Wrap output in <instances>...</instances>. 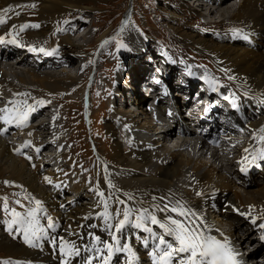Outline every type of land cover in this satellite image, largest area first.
I'll return each mask as SVG.
<instances>
[{
	"label": "bare ground",
	"instance_id": "6f19581e",
	"mask_svg": "<svg viewBox=\"0 0 264 264\" xmlns=\"http://www.w3.org/2000/svg\"><path fill=\"white\" fill-rule=\"evenodd\" d=\"M12 1H22V0H0V8L6 6L8 3ZM40 1H42L41 11L44 17L49 15L54 16L55 14H61L66 10V5L67 6L72 5L74 7L76 5L74 0H40ZM78 1L87 2L89 0H78ZM232 1L234 0H227L226 2L223 3L222 1L213 0V3L211 4L213 6V9H209L208 15L213 16L214 14H218L221 17H225L228 12L232 11V13L229 14L225 19H223V21L228 19L229 23H233V22L242 23L247 29L245 33H237L236 35H232V37L235 38L236 42L231 43L229 39H225V41L224 40L221 41L216 40V41L229 42V44L227 43L214 44L211 43L209 40H201L200 38L197 39V37L194 39L193 36H189L188 38L195 40L196 45H198L201 49H204V51L206 52L209 51L210 53L216 55L219 59L224 60V62L228 64L229 67L234 68L235 72L238 74L240 78H243L249 84H251L253 88L256 89L255 92L260 93L259 95L260 98L254 101L253 103V105L255 106L254 109L256 110L260 108L264 110V102H261V100L264 101V0H242L236 5L235 9L234 6H229V4ZM199 4H200V8L203 10L205 4L201 2H199ZM179 7L180 5L175 6V8H179ZM3 24H0V36H2L3 38H8L9 33H11L12 31L7 30L6 27H3L2 26ZM227 25L228 24H224V26ZM238 36H240L241 38L237 39ZM253 37H254V42L252 40ZM132 39L134 40V36L132 37ZM237 42H248L252 46L256 45V47L255 48L245 47V49H243L244 47L240 48L241 43H237ZM255 42H259V45ZM64 43L65 45L66 44L71 46L73 45V41L68 36L64 39ZM79 48L81 47H78V49ZM11 56L13 55L8 54L7 52L0 53L1 59H5V58L10 59ZM1 59H0V77H3L4 75L8 77V75L10 74L11 76L9 77L12 76L15 77L22 84L34 85L38 89L40 90L43 89L44 91L47 92H58L60 90H69V88L72 85L76 84V80L74 79V77L70 76V74L67 73L65 70H63V72L67 73V76H62L55 72H47L49 71L50 68H52L51 65L57 63L56 61L47 62V65H50V67H47L43 64H37L36 61L34 60H31L29 58H24V56H20V59L18 61L19 62L22 61V63L21 64L19 63L18 67L16 66L11 67L12 70L9 73L8 71L6 72L3 66L5 62L7 63L9 62ZM126 61L127 59H125L124 62L122 61L121 62L122 65H124ZM64 63L66 64V62ZM23 67H25V69ZM26 67L28 68L26 69ZM46 68H48V70L39 73L35 72V70L37 69L41 70ZM148 68L149 67L147 64V69L145 70H148ZM155 69H156L155 71L156 74L160 72H164L163 68H161L158 64L155 65ZM165 72L167 73L174 72L176 76L177 73H179L177 72L176 68L175 69L173 68L171 70L167 68ZM163 75H165V73H163ZM117 76L119 79H123L122 71L121 72L119 71ZM179 79L180 81H182L181 76L179 77ZM167 81H171V80L168 79ZM124 82L126 83L125 80ZM145 83L149 84L150 82L146 81ZM173 84L175 85L176 82L170 83L171 86ZM123 85L124 84L122 83V87L120 88L117 87L118 91L121 93V97L128 98L130 96V100H133L136 104H140V103L144 104L143 100H145V98H140L138 95L131 96L130 92L134 90V86H132V84L126 83V85L124 86ZM127 85L131 87L129 88L130 90L127 87H125ZM31 87L28 86L27 90L31 91L32 90ZM197 90L198 88H191L188 90V92L191 93ZM175 93H177V99H178L179 98L178 92L174 90V98L176 95ZM149 101L146 102L148 103ZM241 101L242 103L240 104V111L244 112L243 110L245 106L248 104V101L245 99H242ZM0 103L3 104L4 101H1ZM0 109H4V108H0ZM119 111L121 112V110ZM119 111H117L118 113L116 112V110L113 111L112 113L113 119L109 120V122L106 125L107 130H109V132H114V131L123 132L129 130L130 133H133V135H137V136H139L138 132L140 131L141 133H143L144 136L142 140L133 139L131 143L127 141V143L130 144V151L128 153L123 151V149L121 148L122 143L118 142V140H115L116 139L115 136H113L112 138L114 139L115 142L116 155H114L111 158V161L114 163L113 168L117 173L116 182L118 185L121 186V188H125V189L145 188L146 190H149L152 193L156 192V189L158 188H170L174 193H180L183 192L184 190L178 185L180 180L184 176V170H187L188 172L194 171V173L201 178V183L204 184L205 186L213 184L217 188L228 189L230 191L228 200L234 202L240 201L241 204L253 203V206L256 204H264V184L260 185L262 181L264 182V176H262V178L259 179L261 181L259 182L260 184L251 183L252 181L256 180V178H252L250 182L251 183L250 186L253 188L251 187L247 189L244 188L243 194H240V192L237 191H233L234 187L236 190L240 188L239 184L238 183L233 184V188H232V184H231L232 182H230L220 172L219 168L215 165L217 160L213 164H210L208 166L207 162H203L202 160L197 159L196 156L192 157L191 155H188L185 152L172 153L165 146L161 147L160 145L159 147L158 146L159 142H157L156 139H149L148 137H146V135L144 134V130L148 133H158V134H165L166 131L163 128L160 129L157 125L156 126L152 125L149 117L150 113L145 111L142 106L138 108V112L136 113L133 112L132 110H124L122 111L124 114L121 115L119 114ZM164 112L165 111L162 110V113ZM3 115L4 113L0 112V116ZM118 116H120V118H117ZM175 117L178 121H180V117L178 116V114H176ZM250 118L252 119V117ZM261 118L264 119V114H261ZM12 124L16 125L15 123ZM124 124H128V128H126ZM8 129L9 128H7V130ZM29 132H32V134ZM134 132L137 134H135ZM171 132L167 133L166 135H169ZM26 134H31L33 141L35 142L33 143V146L31 148H35L36 146H40V145L44 146L43 134L39 130L37 131L34 128L32 129L28 128L25 131L23 130L21 135H19L18 133L12 134L11 138L17 148L19 146L22 147L23 144L24 145L26 144L27 141ZM4 136H8V135H3V129H1L0 127V182L3 180L4 181L9 180V181H16V183L19 182L18 185H21L20 182L23 183L31 194L37 196V199L41 198V202L44 205H40V211H43L44 206L49 205V203H46L45 200L50 198L51 196L47 193L46 189L42 184L40 183L38 184V180H37L38 175L35 173V170L29 166V159L27 158L28 156L24 155V153L20 155L18 154V156H16L17 148H15L13 144H10L13 146L10 147L6 139H4ZM123 137L125 138L126 136L123 135ZM150 145H153V147L157 146L156 156L154 155L152 150H150L151 148H153ZM134 148L142 149L137 154V156L133 153ZM70 154H71V150L68 149L65 155L69 156ZM168 154L170 155L168 159L167 158L162 159L164 155H168ZM102 155H105V153ZM154 158H156V161L162 159V163L161 164L156 163ZM213 176L216 177L214 178ZM45 177H49L51 179L50 175ZM45 177H43L44 182L48 185H51V183H48L45 180ZM51 181L53 180L51 179ZM156 203H157L156 210L154 214L157 216V219L163 221L164 218L169 215L177 219H183L182 217H178L176 213H172L170 211L161 212L158 210L157 206L162 208L164 204H169V205L175 204L174 202L164 198L162 194L156 195ZM50 205L54 218L56 220H59L58 210L52 203ZM75 207H78L80 210H84V206L80 205V203L78 202H76ZM69 217L71 219V217H75V214L67 213L65 215L66 218L65 223L67 225L69 224V219H68ZM215 218H216V222L219 223L220 226L225 228L230 239L236 241L237 237H240L239 240L237 239V241L239 242V245L242 248L245 245L246 246H248L249 244L253 245L254 241L251 237V232L253 230L250 226L248 225L241 226V224L236 225L235 223H233L236 220V217L229 213H222L220 215H215ZM146 225L152 229V233L146 232L147 234L146 239L144 237H140V240L144 241V245L141 250L135 249V254L140 259L139 264H147V261L149 260V257L147 256L148 250L151 248H155L157 241L153 238V233H155L156 235L164 234L163 229H160L158 225H153L150 222L147 223ZM195 226L198 227L200 231L203 232L205 235H208L206 229L196 224ZM133 228L134 226L127 225L126 228H124L121 231V239H120L121 243H133V241L131 240V236L134 235V232L129 231L132 230ZM48 231L50 233H53L52 228H49ZM77 231H79V228H75V229L73 228L71 233L69 230H67L62 235V237L71 238V235L75 236ZM92 231L94 232L98 231L93 223H92ZM166 239H168L170 242H173L171 237L166 236ZM106 240L108 241L109 238H106ZM1 241H7V242L6 244H2ZM145 241H147V246L145 245ZM41 244H43V242L37 241L38 246L41 247ZM0 250L5 251L8 254L12 253L16 255L18 258H20L23 264H26L27 261H31L33 257L32 253H30L23 246L19 245L17 242L9 240L6 237V235L0 236ZM33 250L36 251V247H34ZM262 252L263 251H260L257 255L262 254ZM253 257L254 256L250 257V259L253 261L252 262L250 261L249 263L256 262V258ZM262 257L263 255L260 256V258ZM128 258H129V254L128 255H126L125 253L122 254L119 259V264H128ZM257 264H260V261Z\"/></svg>",
	"mask_w": 264,
	"mask_h": 264
},
{
	"label": "rangeland",
	"instance_id": "374dc122",
	"mask_svg": "<svg viewBox=\"0 0 264 264\" xmlns=\"http://www.w3.org/2000/svg\"><path fill=\"white\" fill-rule=\"evenodd\" d=\"M74 1L76 4L75 7L72 5H68V6L66 5V10L62 12L61 14H55L54 16L49 15L46 17L43 16V13L41 11L42 1L40 0H22V1H12L11 2V5L15 7L17 11L20 13L19 21H18V30L20 31L19 35L21 37H23L24 39H37L40 42H46L49 44H54L60 41V45H61L60 49L64 51V55L61 57L62 59L58 58L57 63L55 65L53 64V68H50L49 71L47 72H55L62 76H67V73H69L70 76L75 77L76 74H78L79 63L81 64L83 60L85 59V58L79 59L78 57L79 54L76 53V51L78 50V52H80L79 50L82 48H85L87 46L85 44H89V43L91 44V45H88L90 47V50H93L95 48L97 49L96 51L98 50L99 51L95 54L96 61L91 62V66L89 67V69L92 68V71L90 73L86 71L85 73L87 77L88 75L93 76L95 71L96 73L99 71H102V73L105 72L106 70L105 67H108L110 70L113 69V64H111L112 63L111 60L113 59V54L109 53L110 51L109 49L110 47H114L110 44V40L115 35L119 38L118 41L123 40L124 42H131L134 45L135 50L138 52L139 45L134 42L132 37L133 35L134 37L135 35L141 36V34L139 33V30L134 28V26L132 25L131 23L132 20L130 19V17L128 18V20L130 19L129 23L127 22L128 24H126V22H123L125 14L126 15L130 14L131 18L133 17L137 23L139 21L138 25L140 24L143 27H145L147 26L146 25L147 23L149 24V26L151 25L153 27L152 30H150L149 28L147 29L146 27L145 28H146L147 33L149 34V37H147L149 41L148 46H150L151 54H153L154 56L155 55L159 56L160 53L164 51V49L166 51L165 54L170 53L174 57H177L175 53H178V55H180L181 52L192 53L194 49L196 51L198 49V52L194 53L195 55L197 56L200 55L202 58L203 57L209 58L208 56L211 55L212 53H210L209 51L206 52L204 51V49H201L198 45H196L195 40L188 38L189 36H193L194 39L197 37V39L200 38L201 40H209L211 43H214V44H217V43L224 44L223 42H217L216 40L214 42V40H212V38H209V37L208 38L201 37L198 35L197 32L193 30V26H195L193 21L199 17H202L201 15H203V13H206V12L208 13L207 6H205L206 9L202 10L200 8V5L198 4L199 2H203L206 5V3L203 0H200V1L189 0L188 2H186L185 0H89L90 2L89 1L84 2V1H78V0H74ZM218 1H222L224 3L227 0H218ZM236 3H238V0L232 1L229 4V6H234V9H235L237 5ZM191 4H193L194 7H191L190 6ZM32 5H35V7H32ZM178 5H180L181 9L180 7L175 8V6H178ZM5 8H9V6L8 5L3 6L2 10ZM231 13L232 11L228 12L225 17H221L218 14H214L211 17V20L225 19ZM64 16H66L65 19H62ZM76 17L79 23H74L76 24L77 28L75 31L71 33L70 31L71 29H67V28H70L69 22H71ZM25 24L29 25V27L25 28L24 30H21L20 26L25 25ZM118 24L120 26L119 29L116 28L117 27L116 25ZM31 25H39V27H31ZM80 25L84 26V30L79 31L78 33V28L80 27ZM223 26L224 24L220 26L222 27V30H223ZM94 33L96 34L95 37H94ZM161 35L165 37V41L160 40L162 39L160 37ZM67 36L71 38V40L73 41L72 46L68 44L65 45L64 39ZM105 42H107V44H105ZM142 43H144V38H143ZM256 43L259 45V42H256ZM167 46H171V47L167 48ZM78 47H81V48L78 49ZM241 47L242 48L244 47L243 49H245L246 45H240V48ZM255 47L256 45L253 46V48ZM84 50L87 51L88 48ZM55 52L58 53V45L56 47ZM89 54L93 55L92 53H89ZM130 58H131V64L134 63L135 57L131 55ZM130 58L129 57L125 58L124 55L117 54L115 59H118L121 62L122 61L124 62L125 59H127L128 61ZM19 59H20V56L11 57L8 60L9 63L5 62L3 66L6 72L8 71L10 73L12 70L11 67H14V66L18 67L19 63L20 64L22 63V61L21 62L18 61ZM149 60H151V58L150 59L142 58L140 62L137 64V66L132 68V71L127 72V73L122 71L123 79H119L118 76L116 77V79L119 82H122L124 85H126V83L128 84L130 83L132 84V86H134V90L130 92L131 95L132 94L136 96L138 95L139 97L140 95L143 96L140 90V85H141L140 83L142 82L143 84L146 81L150 83L152 82L153 74L151 72L156 73L155 65L158 64L160 66V64L156 59L154 60V62L151 61L152 63H148ZM68 61H70L72 65L75 64V66H72V67L70 66L71 68L69 69L64 67V62L67 63ZM147 64L149 68L148 70H145L147 69ZM160 67L163 68L162 66ZM23 68L25 69V67ZM27 68L28 67H26V69ZM45 70H48V69H45ZM63 70H65L67 73H64ZM119 71L120 70H118V73ZM35 72L36 73L43 72V69L35 70ZM9 76L11 75L9 74L8 77ZM180 76L181 74L177 73L176 84L172 85L173 90L178 92V96H179L180 90L183 89L182 82L179 79ZM98 77L99 75L96 74V78ZM124 80L126 81V83L124 82ZM101 88L102 86H99V89L97 88V91L98 92L101 91ZM116 90H118V88ZM84 92H85L84 90L82 92L80 91L81 94L79 93L76 96V99L79 100L78 105L80 107L82 106L81 100H82V96ZM49 93H52V92H49ZM196 93L197 91H194V94ZM175 94H176L175 97L177 98V93ZM143 97L145 98L146 101H149L148 97H145V96ZM99 106L100 105L98 101L92 106V111H94V114H95L93 119L98 125H99L98 120L101 114V110H104L107 107V104L104 103L100 107ZM121 107L123 109L122 111L127 110L125 107V100ZM104 111H106V109ZM73 113L75 114L78 113V110L75 109ZM106 114L107 113L105 112V117L108 116L106 120H108L109 115H106ZM82 129L85 135H82V132H80V130L73 128L74 134L76 132L77 133L75 134V137L72 138L71 146L73 147V150H74V154H73L74 158L81 160L83 162L82 167H84L85 169L86 163L88 161L87 158L88 157L91 158V156H93V149H89L90 147V142H88L89 133L87 132L86 129H84V126H82ZM104 131L103 132L105 134H101V136H99L98 139H96L97 140L96 144L98 146L97 151H99L100 154L105 153L107 156H110L109 158L111 160V158L114 155H116L115 153L116 148H115L114 139L111 140L110 137L112 136L113 138L115 134L111 135V133L109 132V130H107V128H104ZM115 133H116L115 140H118L119 142V138H120L119 136L121 132L115 131ZM18 134L21 135L22 131H18ZM70 137L72 136H69L68 138ZM66 140L67 141L69 140L71 142L70 139H66ZM69 141L68 143H70ZM26 143H28V141H26ZM33 143L35 142L33 141ZM23 146L24 144L22 145V147ZM37 147L40 148L42 147V145L36 146L35 148H31L32 151L35 152ZM121 148L123 149V151H125L123 147ZM83 154H88V157L87 156L82 157ZM113 166H114V163H113ZM259 182L261 181L258 179V180L252 181L251 183L260 184ZM18 184L19 182L16 183V181H9V180H6V181L3 180L0 182V197H1L0 198V212L3 214L4 218L7 221H10L12 219V216H11L12 209H16L19 213H21L22 215H25L29 210H31V207H32V204L27 202L29 200L30 194L26 191V188L22 185L21 182H20L21 185H18ZM262 184H264L263 181L260 185ZM243 193L244 192L240 194H243ZM68 195H71V194H68ZM76 202L80 203L79 200H77ZM5 204H7V208H5L4 206ZM259 224L260 223H258V225ZM243 225L245 224L244 223L241 224V226ZM247 225L250 226L249 224ZM4 230L5 229L2 226L1 219H0V236H4V234L2 233V231ZM256 236H257L256 232L252 231L251 237L254 243L257 242ZM239 238L240 237H237L238 240ZM1 242L2 244H6L7 241H1ZM6 250H9V249H6ZM0 257H5L8 259H11L14 257V258L20 259L16 255L12 253L8 254L7 252L2 251V250H0ZM31 261L26 262L25 260L26 264H30Z\"/></svg>",
	"mask_w": 264,
	"mask_h": 264
},
{
	"label": "snow or ice",
	"instance_id": "6c2138e0",
	"mask_svg": "<svg viewBox=\"0 0 264 264\" xmlns=\"http://www.w3.org/2000/svg\"><path fill=\"white\" fill-rule=\"evenodd\" d=\"M32 7H35V5H32ZM10 11H12L11 7L0 10V13H8ZM5 22L2 15H0V24ZM20 27L21 30H24L29 27V25L25 24ZM31 27H39V25H31ZM9 35H11V33H9ZM4 42L16 43L17 46H19L14 37L5 41L4 38L0 36V43ZM30 50L43 52L46 55L51 54L44 48H30ZM52 51L55 52V49ZM225 99H227V97H225ZM10 103L14 104L13 108L5 107L4 109H0V112L4 113L3 116H0V120H3L5 124L15 123L17 126L27 124L29 115L36 109L32 105H29L27 101ZM36 103L42 105L45 101L38 100ZM261 131H264V129H261ZM260 139L264 140V136H261ZM29 145L30 142L23 147H28ZM16 151L20 152V149H16ZM36 151L39 152V148H37ZM245 151L248 150L246 149ZM259 156L260 158H264V150H260ZM27 158L31 160V157ZM241 171H245V169L242 168ZM45 180L48 183H52L49 177H45ZM110 186L115 187L114 185ZM56 187H59V185H56ZM98 194L100 196L104 195L103 192H98ZM197 195H201V193H197ZM35 203L37 207L29 210L25 215L12 209V219L7 222L9 231L12 230L14 225L17 226L16 230L22 233L24 242L33 247L37 246V241L45 235V229L40 225L37 217L41 202L36 201ZM4 206L7 208V204ZM157 207L161 212L170 211L176 213L178 217H182L183 219H177L169 215L161 221L157 219L155 214L150 213L147 209L133 217L132 210L125 208L122 212V218L118 219L115 225H108L110 229L109 235L113 243L107 241L103 242V251L97 248L96 244L91 246L97 253L101 254L99 257H95L100 259V264H109L113 253L121 251H125L129 254L128 264H133L136 259V254L128 243L121 244L117 234L120 233L126 225L141 228L145 232L152 233V229L146 226V221H150L153 225H158L160 229H163L164 233L163 235H156L153 233V238L157 241L155 250L151 253L153 264H241L238 259L239 253L231 246L227 237L221 240L217 239L215 236L205 235L195 226L194 221L191 219V217L195 216V213L192 212L191 209L185 208L179 201L174 205L164 204L162 208L159 206ZM253 208L254 206L250 205L248 213L239 212V209H236V211L247 218L251 216V210ZM104 218L106 221L109 219L107 211L104 213ZM257 219L258 217H252L251 223L256 225ZM54 226L52 218L48 217L47 227L53 228ZM258 227L264 229V223L259 224ZM111 229H114V231H111ZM166 236L171 237L173 242L166 239ZM94 239L97 243H100V237L97 236ZM261 239L264 240V235L261 236ZM145 245L147 246V241H145ZM60 252L67 257H72L79 255L80 249L75 244L69 245V242L61 238ZM93 260L94 257L90 256L84 260L83 264H93ZM64 264H70V262L65 260Z\"/></svg>",
	"mask_w": 264,
	"mask_h": 264
}]
</instances>
